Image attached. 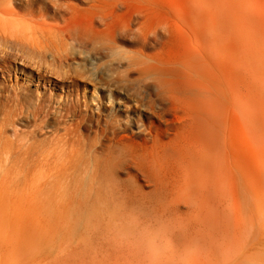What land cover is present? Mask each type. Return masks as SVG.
Returning <instances> with one entry per match:
<instances>
[{
  "label": "rangeland",
  "instance_id": "rangeland-1",
  "mask_svg": "<svg viewBox=\"0 0 264 264\" xmlns=\"http://www.w3.org/2000/svg\"><path fill=\"white\" fill-rule=\"evenodd\" d=\"M35 1L79 10L64 41L58 27L49 39L37 25L23 32L42 48L22 49L29 60L0 73L4 95L28 89L26 106H47L35 128V264L65 253L70 224L85 235L90 228L79 226L94 225L100 208L187 212L185 200L196 197L186 181H204L183 164L207 152L209 130L228 131L225 147L261 164L253 132L264 134V18L250 19L264 0H100L109 27L92 23L93 0Z\"/></svg>",
  "mask_w": 264,
  "mask_h": 264
},
{
  "label": "bare ground",
  "instance_id": "bare-ground-1",
  "mask_svg": "<svg viewBox=\"0 0 264 264\" xmlns=\"http://www.w3.org/2000/svg\"><path fill=\"white\" fill-rule=\"evenodd\" d=\"M35 2L0 0V24L13 26L0 28V40L12 46L9 52L0 47L2 76L11 70L13 61L29 60V53L22 49L35 53L42 48L33 35L23 32L37 25L49 39L46 30L58 27L64 41L76 25L73 21L79 10L69 4L51 1L35 7ZM258 7L251 22L264 18L263 8ZM88 9L92 23L110 26L112 15L103 12L100 0H93ZM19 18L30 25L11 21ZM13 46H19L23 54ZM201 59L207 62L212 54L205 51ZM6 88L0 83V264H35V128L41 130L40 116L47 106H26L28 89L4 95ZM199 112L209 122V111ZM221 129L205 134L207 152L183 164L192 177L204 181H186L196 197L185 200L187 212L171 207L162 213H138L119 202L100 208L94 225L79 226L90 228L85 235L75 236V224H70L65 253L55 256L52 264H264V155L262 165L243 162L246 149L229 151L224 144L229 132ZM253 136L264 154V134L253 132ZM208 176H213V183L205 180ZM68 204L73 205L72 201Z\"/></svg>",
  "mask_w": 264,
  "mask_h": 264
},
{
  "label": "clouds",
  "instance_id": "clouds-1",
  "mask_svg": "<svg viewBox=\"0 0 264 264\" xmlns=\"http://www.w3.org/2000/svg\"><path fill=\"white\" fill-rule=\"evenodd\" d=\"M135 31L139 32V29L137 28ZM160 32L163 33V32H164V28H161V29H160Z\"/></svg>",
  "mask_w": 264,
  "mask_h": 264
}]
</instances>
